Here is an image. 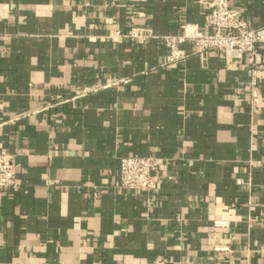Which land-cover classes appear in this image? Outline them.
<instances>
[{
	"label": "crops",
	"instance_id": "0c3cea01",
	"mask_svg": "<svg viewBox=\"0 0 264 264\" xmlns=\"http://www.w3.org/2000/svg\"><path fill=\"white\" fill-rule=\"evenodd\" d=\"M209 0H0V264H264V76L163 37ZM264 28V0H234ZM133 28L155 37L138 44ZM262 56L257 60L260 62ZM161 182L119 188L122 158Z\"/></svg>",
	"mask_w": 264,
	"mask_h": 264
},
{
	"label": "built area",
	"instance_id": "2783aa9c",
	"mask_svg": "<svg viewBox=\"0 0 264 264\" xmlns=\"http://www.w3.org/2000/svg\"><path fill=\"white\" fill-rule=\"evenodd\" d=\"M234 0H209L208 14L202 29L187 25L184 33L177 37H163L161 42L171 50L168 63L178 59V48L190 43L197 54L207 56L218 54L221 58L240 63L245 60L250 73L248 105L254 109L258 102V79L264 76V28L251 30L238 18L233 6ZM127 39L138 44L155 38L148 29L133 28ZM262 56L261 61L257 60ZM16 165L13 157L0 151V189L16 191ZM161 182L158 175V161L153 156H127L121 159L119 167V188L125 191L150 192Z\"/></svg>",
	"mask_w": 264,
	"mask_h": 264
}]
</instances>
